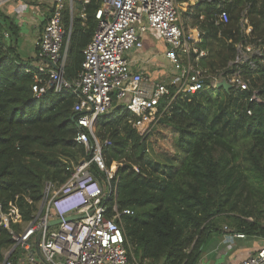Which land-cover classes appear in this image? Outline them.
Instances as JSON below:
<instances>
[{"label": "trees", "instance_id": "obj_1", "mask_svg": "<svg viewBox=\"0 0 264 264\" xmlns=\"http://www.w3.org/2000/svg\"><path fill=\"white\" fill-rule=\"evenodd\" d=\"M74 3L65 68L71 81L82 70L102 0ZM218 3L200 0L187 7L186 17L192 15L202 32L196 44L207 51L194 64L208 72L206 85L211 77L230 78L240 71L249 87H210L173 96L159 121L178 134L183 153L178 165L168 173L150 167L145 132L133 127L131 112L122 103L116 101L98 119V136L111 140L104 148L107 164L123 162L113 179L117 194L107 202L109 215L115 203L119 210L134 211L120 221L131 264H200L208 238L221 232L226 222L232 231L264 238V0H226L230 13L226 24L215 21ZM243 16L252 26L250 34L242 30ZM63 22L69 29L67 9ZM17 40L0 43V204L3 211L16 205L27 222L45 182H65L87 152L75 141L72 89L37 97L32 89L37 70L31 56L18 52ZM240 42L260 47L261 53L237 63ZM170 89L172 96L176 87ZM255 91L259 99L251 100ZM91 170L105 181L104 172L95 165ZM12 245L9 229L0 225V264Z\"/></svg>", "mask_w": 264, "mask_h": 264}, {"label": "built area", "instance_id": "obj_2", "mask_svg": "<svg viewBox=\"0 0 264 264\" xmlns=\"http://www.w3.org/2000/svg\"><path fill=\"white\" fill-rule=\"evenodd\" d=\"M11 1L0 0V10ZM43 1H49V13L35 43L41 64L35 67L32 89L37 97L49 91L60 93L66 88L72 89L76 96L73 110L78 127L75 141L84 145L87 156L73 165L70 176L62 184L45 182L42 198L29 221L23 220L16 205L3 211L0 204V225L9 229L13 239L1 264H131L120 221L122 215H133L134 211L130 208L119 210L115 203L109 215L107 201L117 194L118 184L113 183V179L123 162L107 164L104 148L111 145V140L98 136L99 117L110 112L117 101L131 112L133 127L146 132L161 118L173 96L216 87L218 81L226 77H211L209 84H205L204 80L210 77L208 72L194 64L207 55V51L196 44L202 32L198 27H185L178 0H102L95 13L96 31L84 49L82 70L78 78L71 81L66 77L65 68L74 0ZM66 9L71 16L69 29L63 22ZM199 17L202 20L205 15L202 13ZM229 20L226 0H219L215 21L226 24ZM241 23L242 30L250 34L249 20L243 16ZM152 30L167 44L165 55L173 68L167 79L156 82L148 81L143 72L134 71L127 58L130 51L144 46L143 36ZM10 35L0 27V43L9 44ZM237 48V63L261 53V48L252 43L240 42ZM227 80L236 89L249 87V81L240 71ZM171 86L176 87L172 96ZM253 99H259L256 91ZM92 165L106 174L105 181L96 177ZM134 169L139 171L136 166ZM70 215L82 217L69 220ZM54 219L59 223L51 226L50 221ZM15 224L20 227L14 228ZM225 230L229 249L249 237L261 241L254 251L235 264H264V238L232 231L228 226ZM13 257H18L19 263H15Z\"/></svg>", "mask_w": 264, "mask_h": 264}, {"label": "crops", "instance_id": "obj_3", "mask_svg": "<svg viewBox=\"0 0 264 264\" xmlns=\"http://www.w3.org/2000/svg\"><path fill=\"white\" fill-rule=\"evenodd\" d=\"M198 1L200 0H194L193 5ZM48 13L49 1L43 0H13L0 10V27L10 33L12 32V34L13 31L18 30L19 38L24 41L23 46L27 49L33 48L29 51V56L33 59L31 61L33 67L41 64V60L37 56L38 49L35 43L44 30ZM186 14L185 11V17ZM182 21L185 27H189V29L198 27L193 16L189 19L182 17ZM26 31H30L33 37L28 38L29 34ZM143 39L144 46L142 48L134 49L127 54L131 68L134 71L143 72L150 82L167 79L173 72L172 65L165 55L167 44L161 35L153 30L148 31ZM17 41L19 43V40ZM33 61L38 62L34 63ZM227 237L226 230L211 235L212 244L208 249L205 248L206 246L204 247L200 264H218L221 262L235 264L247 257L261 242L257 237H249L245 241H240L237 247L229 249L225 242ZM8 250H5V256Z\"/></svg>", "mask_w": 264, "mask_h": 264}, {"label": "rangeland", "instance_id": "obj_4", "mask_svg": "<svg viewBox=\"0 0 264 264\" xmlns=\"http://www.w3.org/2000/svg\"><path fill=\"white\" fill-rule=\"evenodd\" d=\"M179 5L181 7V13L182 17H185V11H187V7L194 4V0H178ZM76 4L74 3V6ZM76 8V6H75ZM191 20V19H190ZM15 30V29H14ZM18 30H15V32ZM27 34H29L28 38L32 36L30 31H26ZM10 41L9 43H13L16 39L14 34L12 32L10 33ZM17 38H19L18 34L16 35ZM33 37V36H32ZM18 47L17 50L25 57L29 55V51H31L33 48L30 47L27 49L23 46V39H18ZM38 62V61H33ZM146 137L145 145H146V159L150 167L157 168L160 171H163L164 173H168L167 171L175 167L179 164L180 160L183 157V153L179 149L178 144V134L173 130L172 127L167 126L166 124L160 122L159 120L156 122H153L149 129L144 133ZM166 171V172H165ZM225 226L229 225L228 222L224 223ZM225 226H223V230H225ZM215 234V233H213ZM212 234V235H213ZM209 241V242H208ZM212 244V239L208 238L205 248L208 249V247Z\"/></svg>", "mask_w": 264, "mask_h": 264}, {"label": "water", "instance_id": "obj_5", "mask_svg": "<svg viewBox=\"0 0 264 264\" xmlns=\"http://www.w3.org/2000/svg\"><path fill=\"white\" fill-rule=\"evenodd\" d=\"M216 87H224L226 90H230L232 88V84L227 80V78H222L221 80L218 81ZM82 215H70L68 216L69 220H73L75 218H80ZM59 223L58 219H54L50 221V225H56Z\"/></svg>", "mask_w": 264, "mask_h": 264}]
</instances>
